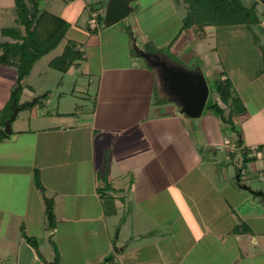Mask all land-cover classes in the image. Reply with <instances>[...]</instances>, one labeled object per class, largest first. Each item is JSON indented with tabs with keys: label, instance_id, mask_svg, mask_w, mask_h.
Here are the masks:
<instances>
[{
	"label": "crops",
	"instance_id": "crops-1",
	"mask_svg": "<svg viewBox=\"0 0 264 264\" xmlns=\"http://www.w3.org/2000/svg\"><path fill=\"white\" fill-rule=\"evenodd\" d=\"M123 1L128 14L108 24L113 0L72 1L60 14L39 0L40 9L68 23L64 38L71 24L78 31L65 44L76 43L82 60L60 74L81 76L86 87L75 82L66 92L65 77L55 80L53 94L26 121L17 122V111L0 142V264H53L55 251L56 264H247L260 255L254 248L264 236L248 226L255 216L238 210L246 196L264 201V191L240 184L264 174V11L258 17L254 6L251 30L195 32L181 31L195 17L193 0ZM158 13L168 15L156 21ZM83 14L85 27L78 25ZM207 40L215 43L209 52L220 79L231 82L244 107L232 127L210 110L198 118L181 113L164 78L161 65L205 78L210 66L192 71L180 61L191 65L196 45ZM25 80L33 98L43 95ZM15 84V70L0 66V111ZM80 92L81 105L64 99ZM211 101L219 104L217 94ZM225 138L234 151L219 150Z\"/></svg>",
	"mask_w": 264,
	"mask_h": 264
},
{
	"label": "trees",
	"instance_id": "trees-1",
	"mask_svg": "<svg viewBox=\"0 0 264 264\" xmlns=\"http://www.w3.org/2000/svg\"><path fill=\"white\" fill-rule=\"evenodd\" d=\"M13 4V25L0 27V66L13 68L16 72L15 87L11 91L5 107L0 111V142L9 136L5 133L4 128V122L8 121L5 114L12 115L13 107L17 111L30 110L40 106L46 99L47 93L20 104L19 96L23 90L22 81L29 75L35 62L58 46L69 28L68 23L61 18L40 9L39 0H13ZM191 4L195 17L193 20L190 17L187 18L181 31L191 26L202 32L207 26L236 25H243L251 30V26L257 23L254 6L246 7L242 0H193ZM78 60H82L79 47L76 43L68 41L62 53L52 59L48 65L55 71L65 73ZM220 77L212 84L219 104L210 101L206 104V108L212 111L222 123L232 127V118L242 113L244 107L240 99L233 95L231 82L226 77L223 79ZM225 109L228 110L227 116L224 114ZM35 183L41 189L39 181L35 180ZM240 226L245 227L246 231L244 223ZM236 231H240L239 226H235L232 230V232ZM24 239L35 246L33 239L25 236ZM57 261L58 254L55 251L53 264H56Z\"/></svg>",
	"mask_w": 264,
	"mask_h": 264
},
{
	"label": "rangeland",
	"instance_id": "rangeland-1",
	"mask_svg": "<svg viewBox=\"0 0 264 264\" xmlns=\"http://www.w3.org/2000/svg\"><path fill=\"white\" fill-rule=\"evenodd\" d=\"M44 1H49L50 3H52V8H54L55 12H58L57 14H60L59 11L66 7V4L63 2V0H44ZM242 3L246 7L255 6L256 14L258 15V17L263 16L262 12L264 11V9H263L262 0H242ZM13 5H14L13 0H0V27H10L13 25ZM167 15L168 13L164 14L163 16L158 13L156 15L157 17L156 21L160 20L161 17L163 18ZM153 20H154V17H153ZM117 23H120V22H117ZM78 25L85 27L84 14L79 20ZM74 29L75 28L71 24V29L67 33L66 37L58 44V46L49 55L39 60L33 72H31L30 75L25 78L26 79L25 83L30 86L35 87L36 90L38 91V94L47 93L49 95L51 94V92L53 94V91H51L52 90L51 88L55 80H58L60 77L63 76L60 74V72L49 68L48 63H49V60H51V58H53L54 56L60 55L62 53L61 50L63 51V48L66 45L65 43L67 39L73 38V36H77L78 31ZM197 31L198 30L196 28L195 32ZM196 42L199 43V41H196ZM213 45H215L213 40H207V42L205 41L200 45L197 44L196 46H198V52L200 55H197L196 58H194V60L192 61L193 63L191 65H185L182 61H180L181 62L180 65L182 66V68L187 69V70H192V71H194L195 69H198V70L202 69V65L210 66V70H209L210 73H207V75H205L206 77L204 78L207 83L208 89H209V95L207 97L206 104H208V102L212 100L213 95H216L215 92H213L212 84L213 82H216V80L220 77V75L223 72L221 69V66H219L216 62L214 53L209 52V48L213 47ZM161 51H163L164 54L166 53V49H163ZM204 57H206L207 59L204 60ZM63 77H65L63 89H65L66 92L72 88L75 82H77L78 85L79 84L85 85L86 87V83L84 82L81 76L78 77L77 75H73L71 77H68V76H63ZM66 95L67 96H64V99L66 101H69L68 103L70 102L72 103L74 102V100H78L75 103L78 105H81L84 103L83 100L80 99V97L82 96L86 97L84 92L77 93L76 96L75 95L71 96L70 94H66ZM31 98H33L32 93L28 89H25L23 87L21 95L19 96V103L21 104L27 101H31L32 100ZM54 99L55 98H53L52 105L55 101ZM14 108L15 107L12 108V111ZM207 111L209 110H207L206 105H205V108L203 109V113L206 114ZM225 111H226V116H227L228 110L225 109ZM213 115L215 114L213 113ZM28 116H29V110H25L23 112L20 111V115L18 117L17 122L21 120L22 118H24V120L26 121ZM5 117L6 118L8 117V120H9L11 115L9 116L7 113L5 114ZM220 167L222 170V168L224 167L226 168V164H221ZM263 175H264L263 173L257 172L254 175H250L249 177L245 176V178H240V184L244 188L249 187L254 191H264ZM240 207H241L240 210L244 212L249 211L252 213V215L255 216V219H253L250 222V224H248V226L252 229L253 233L263 235L264 234V201L263 199L262 198L256 199L251 196H246V198L243 199L242 204L238 207V210ZM259 243L256 245L257 249L254 248V250L255 252L258 251L260 255L256 257L255 259L248 261L247 264H264V236L259 238Z\"/></svg>",
	"mask_w": 264,
	"mask_h": 264
},
{
	"label": "water",
	"instance_id": "water-1",
	"mask_svg": "<svg viewBox=\"0 0 264 264\" xmlns=\"http://www.w3.org/2000/svg\"><path fill=\"white\" fill-rule=\"evenodd\" d=\"M128 14V10L125 7V1L113 0V4L105 13V21L108 24H115L122 20ZM139 54L146 60L150 61L153 65L159 64L155 61V57L139 52ZM154 62V63H153ZM165 79L167 80L171 90L177 94L179 100L178 104L181 106V113L190 118H198L204 108L207 96L208 86L204 79V76L200 72L187 73L178 69L165 68ZM17 109H13V113L8 121L4 123L5 133L10 132V122L13 121ZM238 144H241V139H238Z\"/></svg>",
	"mask_w": 264,
	"mask_h": 264
},
{
	"label": "built area",
	"instance_id": "built-area-1",
	"mask_svg": "<svg viewBox=\"0 0 264 264\" xmlns=\"http://www.w3.org/2000/svg\"><path fill=\"white\" fill-rule=\"evenodd\" d=\"M75 0H63L64 3H70ZM96 13L91 14V17L88 21V26L90 29H96L97 28V20H96ZM262 24L264 25V20L262 21ZM227 148L229 151H234L235 144L231 142L228 138H225L222 140V145L219 147V150ZM257 150V147L251 148L252 153H254Z\"/></svg>",
	"mask_w": 264,
	"mask_h": 264
}]
</instances>
